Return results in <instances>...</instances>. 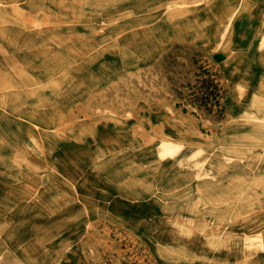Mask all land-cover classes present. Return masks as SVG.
Returning <instances> with one entry per match:
<instances>
[{"label": "rangeland", "instance_id": "obj_1", "mask_svg": "<svg viewBox=\"0 0 264 264\" xmlns=\"http://www.w3.org/2000/svg\"><path fill=\"white\" fill-rule=\"evenodd\" d=\"M211 1L0 0V175L13 174L9 165L14 158L12 149L18 151V157L35 159L39 212L38 229L32 232L36 247H24L23 256L5 246L3 234L8 220L0 215V264H160L158 259L167 260L165 264H180V259L190 262L192 258L184 256L181 248L162 247V236L167 243L207 238L204 229L213 218L207 209H219L226 202L220 194L224 187L222 161L245 164L230 168L229 175L225 173L228 168L224 172V182L229 181L226 188L236 192L235 199L230 194L227 203L230 208L244 209L247 260L258 252L264 256V118L260 116L264 106L254 100L240 120H202L201 111L210 109L214 93L211 77L203 74L192 86L184 82L180 98L181 110L197 120L198 132L191 138L181 137L183 147L159 157L156 153L162 147L154 146L152 154L136 142L130 151L133 159L124 165L135 168V178L139 167H146L143 178L135 180L134 185L143 195L157 197L155 201L168 218L164 223L167 226L158 228L165 227L166 232L153 231L149 226L148 231L139 233L121 229L99 232L93 226L79 231L78 219L84 217L63 215L65 208L78 202L72 197L80 191L62 175L77 181L84 175L92 177L101 165L113 163L100 161L89 171L78 168L76 158L69 161L61 154L63 143L90 136L99 124L125 123L128 118H134L137 124L139 113L163 109V104H153L152 97L166 89L167 75L183 81L189 80L188 75L194 79L196 66L202 61L197 55L200 49L227 53L231 25L213 24L200 12ZM171 33L178 37L177 49L165 41ZM168 52L176 66L159 72L157 66ZM226 67H230L228 63ZM232 67L235 70L226 72V78L239 75L240 66ZM242 67L246 69L243 81L251 82L253 63ZM239 98L242 103L247 100L245 94ZM184 123L191 126L190 121ZM66 148L68 153L71 148ZM181 149L185 150L180 153ZM177 155H181L179 170L163 182L157 174L158 166ZM241 178L245 181L244 195L237 192L241 191ZM83 181L88 190L97 187L92 180L80 183ZM17 191L23 197L31 192L29 187ZM91 206L85 202L86 208ZM209 250L221 247L215 243ZM30 254L36 255L32 262Z\"/></svg>", "mask_w": 264, "mask_h": 264}, {"label": "crops", "instance_id": "obj_2", "mask_svg": "<svg viewBox=\"0 0 264 264\" xmlns=\"http://www.w3.org/2000/svg\"><path fill=\"white\" fill-rule=\"evenodd\" d=\"M200 12L203 13L205 20L209 19L213 24L229 23L231 25V31L227 38L230 44L227 53L221 54L200 49L197 55L202 58V61L196 66L197 71H194V79H191L188 75L189 80L184 79L183 81L182 78L176 79L172 78L171 75H167L165 79L166 89L157 91L152 97L153 104H163V109L158 107V110L155 111L139 113L137 124H134V118H128L125 123L117 121V123L114 122L109 125L99 124L90 136L83 139H73L72 142L68 141L67 144H62L61 154L69 161L70 157L76 158L78 163L74 164L78 168L81 166L86 171H89L91 166H98L100 161L103 163L113 161L110 166L101 165L100 171L92 173L95 175H90L92 177L84 175L83 179L73 181L75 178L71 180L69 176L62 175L64 181L70 182L80 191L77 196L72 197L73 200L77 199L78 202L71 207L68 206L63 211L65 216L77 215L78 217H84L78 219L79 231H87L89 228L87 226H93L92 229L99 232L105 230L112 232L121 229L139 233L148 231L149 226L152 227L153 231L166 232L165 227L158 228L159 226H167L164 223L168 218H166L164 208H161L155 201L157 197L143 195V191L134 185L135 180L143 178L141 175L147 170L146 167L140 166L139 170L136 171L139 176L135 178V168L124 167V165L133 159L134 155L130 151H133L136 142L141 145L142 150L145 149V151L152 152V154L154 153V146L162 147L156 153V156L159 157L161 153L166 154L176 149V147H183L184 144L180 141L181 137L191 138L192 135L198 132L199 124L197 120H194L189 113H183L181 110L180 98L185 81L188 82V86H192L197 83V79L200 77L199 74L207 75L212 79L214 93L210 97V109L203 110L204 112L201 111V114H203L202 120L218 122H222L224 119L240 120L246 116L247 109L254 103V100L264 106V49L261 48L264 37V0H213L203 5ZM215 38H218V36ZM176 39H178L176 33H171V36L166 38L165 41L169 45H175L173 47L177 49ZM174 52L177 53V51ZM171 54L170 52L165 53L157 66L159 72L166 67L175 68L176 62L172 63ZM248 62L253 63L254 75L250 78L251 82H248V79L243 81L245 78L243 73L246 69L242 67V64ZM226 63L230 67H226ZM235 64L240 66L237 70L239 75H230L226 78L225 73L233 72L232 70H235V68L232 66ZM241 88L245 89L243 93L239 91ZM241 94H245L247 98L243 103L239 98ZM146 98L147 100L150 99L149 92L146 94ZM166 105H168V111ZM260 114L261 118H264V113L263 115ZM183 121H190L191 126L187 127ZM238 131H235L234 134H237ZM66 146L71 148L68 153H65L67 151ZM193 146L198 147L199 145L193 144ZM110 147L114 150L110 151ZM185 149H181L180 153ZM12 150L14 158L12 162H9V165L10 172H13V174L0 175V215L5 217V221L8 220L7 230L3 234V240L6 242L5 246L12 248V253L18 250L17 253L23 256L25 254L23 252L24 247L29 245L32 250L37 243V239L32 232H36L38 229L39 212L36 201L38 175L34 166L35 159H23L22 156L18 157L17 150ZM181 155H177L176 158L162 160L163 163L157 168V174L158 177L163 179V182L167 181V178L170 179L179 170ZM220 163L223 168L221 178H225L226 168L229 170L225 173L229 175L230 168L245 167L243 161H234L231 164L226 161ZM217 176L219 177V175ZM10 177L14 181H10L8 179ZM223 178L222 184L224 187L220 194L222 201L226 202H222L223 206L219 209H207L213 216L210 219V224H207L206 229H204L207 238L174 240L167 243L164 236H162V247H179L184 256L192 258L190 262H184V259H180V264H264L262 252L255 253L252 257L250 255V260H247L244 209L243 207L241 209L229 207L227 201L230 199V194L235 199L236 192L235 190L229 191L226 188L229 181L224 182ZM81 180L87 182L92 180L97 187L88 190L87 183L83 185L84 181L80 183ZM239 180H241L242 186L241 191L237 192L244 195V178ZM34 181L36 183L32 187ZM232 183L235 182L232 181ZM11 184L13 185L12 189ZM27 186L30 188V195L25 194L23 197V194L17 190H21L23 187L27 189ZM218 193L214 192V194ZM87 201L92 205L90 208L85 207ZM5 205H9V209H6ZM89 216L92 218L87 220ZM212 222H220V224L215 225ZM219 236L220 241L218 240ZM215 243L217 247H221V250H209V246ZM203 251L205 252L203 253ZM35 256V254H30V262H32V257ZM157 262L160 264L168 263L167 260L161 259H158ZM175 262H178V260H175Z\"/></svg>", "mask_w": 264, "mask_h": 264}]
</instances>
